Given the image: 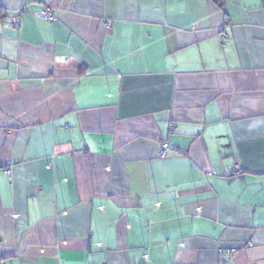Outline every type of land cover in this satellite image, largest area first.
I'll return each instance as SVG.
<instances>
[{
	"label": "crops",
	"instance_id": "obj_1",
	"mask_svg": "<svg viewBox=\"0 0 264 264\" xmlns=\"http://www.w3.org/2000/svg\"><path fill=\"white\" fill-rule=\"evenodd\" d=\"M0 264H264V0H0Z\"/></svg>",
	"mask_w": 264,
	"mask_h": 264
},
{
	"label": "built area",
	"instance_id": "obj_2",
	"mask_svg": "<svg viewBox=\"0 0 264 264\" xmlns=\"http://www.w3.org/2000/svg\"><path fill=\"white\" fill-rule=\"evenodd\" d=\"M41 17L46 19L47 21L49 22H54L56 21V15L55 13L52 11V9H50L49 7H44L42 12H41ZM13 25L16 27V28H19L20 27V20L18 19H15L14 22H13ZM226 37H223V39H225ZM172 132H175V129L172 128ZM169 149H170V145L169 143L165 142L162 144V148H161V153H160V156L162 158H164L167 153L169 152ZM240 167L238 165L235 166V168L233 169V176H238L240 175ZM6 174L8 176H11L12 175V170H7L6 171ZM253 244H250V246H252ZM227 254L230 256V257H234L238 254V251L237 250H230V251H226Z\"/></svg>",
	"mask_w": 264,
	"mask_h": 264
},
{
	"label": "trees",
	"instance_id": "obj_3",
	"mask_svg": "<svg viewBox=\"0 0 264 264\" xmlns=\"http://www.w3.org/2000/svg\"><path fill=\"white\" fill-rule=\"evenodd\" d=\"M217 7L220 9H224L225 7V0H211Z\"/></svg>",
	"mask_w": 264,
	"mask_h": 264
}]
</instances>
